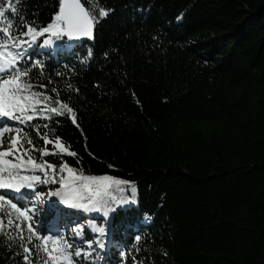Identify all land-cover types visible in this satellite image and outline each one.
Listing matches in <instances>:
<instances>
[{
    "label": "trees",
    "instance_id": "1",
    "mask_svg": "<svg viewBox=\"0 0 264 264\" xmlns=\"http://www.w3.org/2000/svg\"><path fill=\"white\" fill-rule=\"evenodd\" d=\"M13 2L28 22L46 24L57 10L55 0ZM96 3L110 11L93 40L65 38L67 51L38 40L45 66L33 80L50 77L80 125L33 121L77 153L42 159L135 183L137 202L119 205L112 232L130 247L141 235L140 264H264V0ZM94 213L86 220L100 223ZM102 262L133 259L109 250ZM0 264L23 262L0 243Z\"/></svg>",
    "mask_w": 264,
    "mask_h": 264
},
{
    "label": "snow or ice",
    "instance_id": "2",
    "mask_svg": "<svg viewBox=\"0 0 264 264\" xmlns=\"http://www.w3.org/2000/svg\"><path fill=\"white\" fill-rule=\"evenodd\" d=\"M54 6L57 10L44 24L35 19L28 22L25 10L13 0H0V190H6L0 192V236L4 238L0 243L14 256L18 254L23 264H102L109 250L116 251L122 261L132 255L133 264H140L135 254L141 251L137 246L141 235H134L137 244L130 247L131 241L126 243L123 236L117 238L112 232L115 217L109 220L117 206L137 202L135 183L107 174L85 175L82 168L66 161L57 165L42 159L64 153L75 157L77 153L70 151V145L55 135L48 123L33 121L66 117L77 128L80 125L70 102L60 99V89L49 88L53 83L50 77L48 84L33 80V69H37L38 80L45 66V61L36 58L35 49L41 46L38 40L43 38V46L56 45L58 50L67 51L65 38L68 42L92 38L96 24L110 11L96 0H55ZM88 55H92L90 50ZM28 127L43 147L33 143ZM41 127L46 131L41 132ZM34 153H39V158ZM41 185L55 187L37 191ZM49 197L56 199L49 200L46 220L41 224L35 217ZM68 209L101 213V222L85 221ZM144 220L150 221V215L145 213ZM85 228L91 238L85 235Z\"/></svg>",
    "mask_w": 264,
    "mask_h": 264
},
{
    "label": "rangeland",
    "instance_id": "3",
    "mask_svg": "<svg viewBox=\"0 0 264 264\" xmlns=\"http://www.w3.org/2000/svg\"><path fill=\"white\" fill-rule=\"evenodd\" d=\"M5 191H6V190H5ZM118 207H119V206H117L116 209H115V211H114L113 213L110 214L109 220H111L112 217H114L115 213H116L117 210H118ZM42 209H43V210L40 211V212L37 214V218H35V219L39 220L41 224L45 223V221L43 220V218H44V216L46 215V213H47V211H48V209L45 207L44 204L42 205ZM76 212H78V211L76 210ZM86 217H87V216H86ZM88 218H89V217H88ZM82 219H84V220L86 221V218H82ZM86 230H87V228H85L84 231H86ZM69 236H71V234H70Z\"/></svg>",
    "mask_w": 264,
    "mask_h": 264
},
{
    "label": "water",
    "instance_id": "4",
    "mask_svg": "<svg viewBox=\"0 0 264 264\" xmlns=\"http://www.w3.org/2000/svg\"><path fill=\"white\" fill-rule=\"evenodd\" d=\"M82 2V1H81ZM83 3V2H82ZM95 38V28H94V32H93V37L89 38V37H81L78 40H74V42H81V41H91Z\"/></svg>",
    "mask_w": 264,
    "mask_h": 264
}]
</instances>
